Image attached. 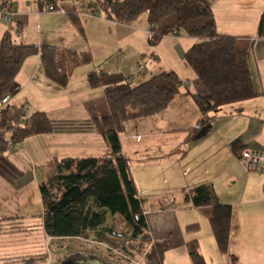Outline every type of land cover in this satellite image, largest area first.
<instances>
[{"label":"trees","instance_id":"1","mask_svg":"<svg viewBox=\"0 0 264 264\" xmlns=\"http://www.w3.org/2000/svg\"><path fill=\"white\" fill-rule=\"evenodd\" d=\"M6 2L0 3V9L8 4ZM41 2L45 9L50 6L51 11L67 14L81 31L84 15L128 26L147 13L148 38L152 48L171 35L185 34L195 39L196 43L185 53L184 60L208 91L206 96H193L205 121L210 120L208 113L221 105L244 102L258 96L248 79V55L255 46L254 40L218 34L211 11L200 5L198 0ZM258 38H264V13L259 21ZM36 55L40 56L47 78L60 88L69 85L78 68L92 63V56L87 52L16 43L12 33L7 32L0 41V101L8 94L15 95L18 91L17 76L25 61ZM88 83L92 89H105L111 114L96 119L94 126L105 140L108 154L101 158H67L52 164V174L40 186L44 231L51 238L82 237L87 231L102 235L104 232L99 230L106 223L107 212H110L114 216L120 215L131 231V237L124 246L125 256L143 258L145 264H164V251L152 243L120 135L127 123L160 114L177 98L189 93L181 91L183 82L172 71H161L138 86H133L121 74L93 71L88 75ZM217 93L225 99H217ZM54 131V123L46 112L30 113L25 105L19 107L9 103L0 109V157L16 144L34 136L51 135ZM7 133L10 139L6 137ZM232 149L241 153L247 148L241 142H235ZM186 198L194 208L210 209L206 216L217 248L221 254H226L232 228V207L220 203L212 183L190 189ZM199 229L195 224L188 226L186 232L195 233ZM187 251L192 264H208L198 241L188 242Z\"/></svg>","mask_w":264,"mask_h":264},{"label":"rangeland","instance_id":"2","mask_svg":"<svg viewBox=\"0 0 264 264\" xmlns=\"http://www.w3.org/2000/svg\"><path fill=\"white\" fill-rule=\"evenodd\" d=\"M2 1L0 0V3ZM10 1L14 8V14H12L14 20L11 24H7L3 21L0 13L1 25L13 32L16 41L35 45L36 25L40 24L44 31V24L38 20V0ZM147 16V13L142 14L136 22L147 19ZM19 23L22 24L21 29H18ZM147 28L149 29V26ZM18 34H22V37H17ZM182 37L188 36L181 34L180 38ZM176 39L178 38L176 37ZM195 43L196 41L193 39L190 47ZM147 45L148 42H145L146 55L141 57L138 64L135 61V69H139L142 65L144 68L146 67L145 72L143 75H137V79L132 82L133 86H138L159 72L150 61V56L153 53L150 45L149 48ZM253 55V50H251L248 62L250 73L255 81V58ZM84 69L93 70V63L76 70L75 78L66 88H60L51 81L47 82L52 87V92L47 94L41 108L49 111V117L51 120L53 119L56 127L54 133L31 137L12 146L5 156L0 157V264H60L75 254L85 256V258L97 257L107 264H145L143 258L123 254L124 246L127 245L131 237V231L120 215L114 216L107 212L106 223L99 230L104 232L102 235H98V232L95 231H87L82 237L51 238L46 235L43 228V204L39 185L46 179L48 168L44 167V164L53 163L57 154L62 152L80 158H99L106 153L103 152L106 143L98 132L94 133V136L85 137L73 133L65 137L62 134L66 135L67 133L60 132L63 131L62 127L64 126L58 119L61 109L68 107L69 115H87V112L76 104V100L81 99V95H97L100 99L101 89L89 90L87 81L81 74ZM40 73L43 75V70H40ZM195 79V83L203 87L197 77ZM17 89L13 99L20 94L21 89ZM13 99L11 103L14 101ZM56 99L65 102L62 104L63 106L55 104ZM66 103L68 105H65ZM167 111H169L168 114L174 112L172 109ZM151 117L125 125V130L120 135L123 150L130 158L131 173L135 178L139 198L143 201L146 215L156 214L147 211L149 209L145 202H150L153 209L162 208L176 212L175 214L168 212L166 215L154 218L153 231L156 237H158L156 232L168 231V235L164 233L167 239V242L164 243V264H192L186 248L180 247L184 246V240L187 242L193 239L191 236L193 234H188L185 226L195 224V220L200 218L201 212L191 208V204L186 201L187 188L185 184L189 182L190 178L195 175L198 177L200 174L198 177L200 184L205 182L208 176L213 181L216 178V188L223 196L226 194L225 198L232 189L236 188L237 190V193L234 192L232 195L234 198L242 192L246 182V172L249 173V170L244 168L238 174L240 182L235 183L231 181L232 177L228 176L231 173L229 166H226L222 172L218 168V166L224 168L220 164L226 155L227 139H224V134L230 135L237 128L236 121H240V119L237 118L234 122L231 117L226 118L207 138L183 141L187 135L176 138L156 135ZM253 126L248 133L249 138L253 134H259L257 124H253ZM135 134H139L140 137H134ZM6 137L10 139V134L7 133ZM253 140V143L256 144L255 149H257L255 151L264 152V135ZM178 142H184L180 149L181 152L170 155L168 158L160 157L161 152H164L162 143L179 144ZM249 175L253 177L251 185H255V200L262 199L264 201V175L259 173H249ZM233 200L235 199L226 198V202L229 203ZM247 210L249 211L241 218L242 221L248 220L246 217L253 216L252 213L255 211V257H252L254 260L251 261H255V264H264V202L255 203V206L251 209L247 208ZM243 223L245 224V222ZM208 227L207 224V227L201 232L202 235L210 232ZM245 227L249 228L250 226L247 227L245 224L238 227L236 224L234 229L242 230ZM201 243L208 261L221 259L222 256L217 254V250L213 254V245H215L213 241L202 238ZM248 261H250L248 258L239 262L232 260L231 264H251Z\"/></svg>","mask_w":264,"mask_h":264},{"label":"crops","instance_id":"3","mask_svg":"<svg viewBox=\"0 0 264 264\" xmlns=\"http://www.w3.org/2000/svg\"><path fill=\"white\" fill-rule=\"evenodd\" d=\"M3 1H7L6 3H9L7 4L9 5V10L12 12V14H14L12 2L10 0ZM198 1L200 5L208 8L211 11L218 34L251 38V40H254L255 46L253 48V56L255 58V81L250 73L249 62L248 79L252 83L255 93L258 96L252 100L244 102L221 105L214 111L209 112L208 117L210 118V120L205 121V118L203 117L199 107L195 103L193 96H206L207 92L204 87H201L198 83H195L196 75L186 65L184 60L185 53L192 47H190V45H192L193 39L190 37L180 38V36L177 37L175 35H171L164 38L157 47L152 48L150 46V49L153 53L150 56V61L151 63H153L154 68L159 70L158 73H160L161 71H172L179 76L181 82L188 83L187 88L182 86L186 90L183 91V88L181 87V91L183 93H189V95L177 98L170 105L167 110L172 109L174 110L173 113L168 114L169 111L165 110L164 112L157 114L151 118L154 122L153 124L155 127L156 135H160L165 138H176L178 136L187 135L183 139V141L195 138H207L214 132L218 124L220 122H224L226 118L231 117L232 119H234V122L237 118H239L240 121H236L237 128L233 132H231L232 134H224V139H227L225 144L226 155H224V159L222 160V162H220V164L223 165L224 168L218 166L221 172L225 170L226 166H229L231 169V173L228 176H231V179H233L231 181L236 183L240 182V177L238 176V174H240L246 167L244 166L240 158L242 152L240 153V150L238 152H234L232 149V145L235 142H241L242 144L246 145L247 149L255 151L257 149H255L256 144L253 143V139L255 138L256 140L258 137L264 135V38H258L259 21L261 15L264 13V0ZM37 4L39 14L38 20L44 24V31L42 30L40 24L36 25V37L34 42L36 44L29 45L25 44L24 42L16 41L13 32L7 30L3 25H1V20L0 41L7 32H11L13 35V40L16 43L35 46L38 48L48 46L61 50H72L76 52L89 53L92 56L93 70L88 71L84 69V71H82L83 73H81L84 75L85 80L87 81L89 90H97L92 89L88 83L87 77L89 73L93 71L97 73L106 72L111 74H121L131 82L137 79V75L144 74L146 67L144 68L142 73L137 72L138 69H135V61L136 63L139 62L141 57L146 55L147 49L145 47V42H148L147 46L149 48V38L146 35L148 29L147 19L135 22L134 24L128 26H123L115 24L102 17L84 15L81 19L83 28V31H81L67 14L59 11H48L47 9H45V5L42 4L41 0H38ZM21 28L22 24L19 23L18 29ZM17 37H22V34H18ZM176 37L178 39H176ZM80 68H78L77 71ZM40 70L43 69L41 67L39 55H36L35 57L32 56L25 61L21 72L16 78V86L21 89L20 94L16 95L13 99L14 101L10 103L16 105L18 104L20 106L25 105L30 113L40 111L49 114V111L42 110L41 105L42 102L47 98V94L52 92V87H50V85H48L47 83L50 80L45 75L44 70L43 75H41ZM75 76L76 74H73L71 80H73ZM187 77H189L190 80L189 78L187 79ZM99 89H101L100 99L97 95H81V99L76 100V104L81 106L87 112V115H78L72 113V115H69L68 107L66 109H61V113L60 116H58V119L59 121H62L64 126L62 127L63 131L60 132L67 133L66 135L62 134V136L67 137L72 133L81 137L90 135L94 136V133H96L94 121L111 114L110 107L105 95V89ZM216 98L220 100L225 99V97L222 96L221 93H217ZM54 102L55 104L61 105L65 103L57 99ZM65 105H68V103H66ZM141 120L143 119H140L139 121ZM81 123H83L84 125H82ZM253 124H257V132L259 134H253L252 137L249 138L248 133L254 127ZM85 132H87V134H84ZM134 137H140V135L135 134ZM120 142L122 146L121 138ZM178 143L179 144L162 143V149L164 150V152H161L160 157L168 158L170 155L178 154L179 152H181L180 149L184 142ZM103 152L106 153L102 156H99V158L104 157L108 154L107 144ZM123 152L130 163V158L125 153V150H123ZM56 157L57 158L54 159V162L56 160H63L67 158H80L70 156L69 154H67V152L57 154ZM179 160L178 162H180ZM53 163L48 162L44 164V167L48 168V170L46 171L45 181L52 174ZM248 172L256 173L250 171ZM249 173L246 172L247 177L244 188L241 193L237 194V197H232L234 192L237 193L236 188L230 190V192L227 194L226 198H229L231 200L235 199L230 203L226 202V194H224L225 196H223L217 190V184L215 182L217 181L216 178H214L213 181L210 180L211 177L208 176V178H206L207 180L202 183H212L216 189V193L220 203L232 207V228L230 233L228 252L226 254H221L217 248L210 223L206 216V213L209 212L210 209L194 208L190 202L189 203L191 204V208L201 212L200 218H197L195 220V224L199 225L200 229L198 232L188 233L193 234L191 235L193 239L187 242L186 240H184V246L180 248H186L187 250V243L196 240L199 242L201 254L204 256L208 264H231L232 260L239 262L247 258L250 260L248 261L249 263L255 264V261H251L254 260L252 257H255V211L253 213L251 212L253 216L246 217L248 218V220L244 219V221H242L241 218L244 217V215H247L249 211L247 210V208L251 209L253 206H255V203H263L264 201L262 199L255 200V185H251V183H253V177H251ZM205 174L208 175L207 172H205ZM199 176L200 174L198 175V177ZM198 177L197 175L193 176L192 178H190L189 182L185 184V187L187 188L186 195L190 189L202 185L200 184L201 182ZM133 179L135 181L134 176ZM45 181H43L42 184ZM229 183L231 184V182ZM40 186L41 184L39 185V193ZM141 202L148 227L150 228L149 231L151 230L150 234L152 237V243L154 246L161 247L164 251V243L167 242L164 233L168 235V231H158L156 232L158 237H156L153 231V225L155 222L154 218H159L160 216L168 214V212L169 214H175L176 212H174L173 210H164L162 208L153 209L150 202H145L146 206L149 209L147 211H149V213L156 214L146 215L143 201L141 200ZM243 222H245L247 227L250 226L251 229L250 227H245L242 230L234 229L236 224L238 225V227L244 226L245 224ZM207 224L209 226L208 228H210V232L202 235L201 232L204 228L207 227ZM188 226H185V228H187ZM178 228L180 229V226ZM202 238L213 241V244L216 245V249L215 245H213V254H215L217 250V254H220L222 256L219 261H208V258L203 252L201 243Z\"/></svg>","mask_w":264,"mask_h":264},{"label":"built area","instance_id":"4","mask_svg":"<svg viewBox=\"0 0 264 264\" xmlns=\"http://www.w3.org/2000/svg\"><path fill=\"white\" fill-rule=\"evenodd\" d=\"M48 11H51V7H47ZM3 21L7 24L13 22L12 12L9 10V5H5L0 9ZM143 66L138 69L139 73L143 72ZM185 88L188 87V83H183ZM13 95L8 94L0 101V108H5L12 100ZM241 161L244 166L251 172H256L264 175V152H256L250 149H246L241 154Z\"/></svg>","mask_w":264,"mask_h":264},{"label":"water","instance_id":"5","mask_svg":"<svg viewBox=\"0 0 264 264\" xmlns=\"http://www.w3.org/2000/svg\"><path fill=\"white\" fill-rule=\"evenodd\" d=\"M60 264H107L103 263V261H100L97 259V257L89 256L87 258L82 257V255L75 254L74 256H69L68 259H65Z\"/></svg>","mask_w":264,"mask_h":264},{"label":"flooded vegetation","instance_id":"6","mask_svg":"<svg viewBox=\"0 0 264 264\" xmlns=\"http://www.w3.org/2000/svg\"><path fill=\"white\" fill-rule=\"evenodd\" d=\"M26 262V261H25Z\"/></svg>","mask_w":264,"mask_h":264}]
</instances>
